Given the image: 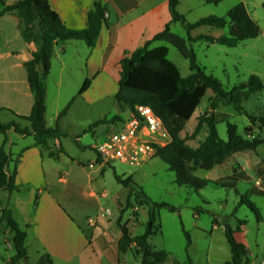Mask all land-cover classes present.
Listing matches in <instances>:
<instances>
[{
    "label": "crops",
    "instance_id": "1",
    "mask_svg": "<svg viewBox=\"0 0 264 264\" xmlns=\"http://www.w3.org/2000/svg\"><path fill=\"white\" fill-rule=\"evenodd\" d=\"M17 1L19 0H4L5 5ZM47 1L66 28L71 30L86 28L87 14L96 1H100L105 6V13L107 14L93 48H88L82 41L77 40H70L54 46L50 70L46 79L45 124L47 127H53L57 123L59 131L63 133L65 132L64 129L67 128V117L81 107V102L86 108L98 109L107 97L108 87L112 88V94L115 96L120 75L119 62L122 58L142 47L146 41L162 31L166 24L170 23L171 30L175 23L170 22L168 0ZM241 3L244 4L250 18L257 23L255 10L251 13L247 9L246 3ZM179 6L180 0H178L176 10L180 15H183L184 13L178 11ZM1 9L2 5L0 4ZM19 18L18 11L7 12L0 18V121L3 124L15 122L21 128H28L29 122L21 120L17 116H28L34 103V96L27 81L24 63L32 58L36 46L34 43H27L22 39L18 30ZM224 29L226 30L223 28L221 31ZM191 32H189L191 38L205 35L191 36ZM228 33L229 29L227 28L219 35L207 36L219 38L228 35ZM155 43L152 44L153 47H155ZM242 43L230 49H236ZM203 68L206 71V68ZM85 80L89 81L88 88L84 93L78 95ZM68 85L71 87L69 89L71 93L66 99V104L60 109L58 100L63 88ZM69 103L71 105L67 114L58 120L59 113ZM101 116L95 117V120H101ZM218 120L216 115L215 122L217 123ZM0 135V146H4L10 157L7 171L11 173L14 169L16 170L14 182L20 187L19 192L0 190V205L2 206H0V216L3 209L12 210L14 219L20 228L26 232L25 246L28 257L20 264L30 262L29 247H33L35 252L32 264H38L40 256L44 253L49 254L54 264H140L139 259L133 254V246L123 253L118 251L117 243L121 237L118 225L119 230L117 231L109 226L108 221L107 224L98 223V216L92 219L86 213L75 212L76 215L72 214L68 211L69 203L62 198L61 194L59 195L58 191L53 193L49 184L60 183L65 188L70 184L58 166L61 159H68L65 152L55 160L48 157L40 147L35 145L33 136L18 135L13 129L7 131L5 136ZM206 135L207 133L204 139ZM243 138L247 139L245 136ZM49 145H58V140L49 142ZM258 148L259 146L255 151L233 154L222 165L212 169L217 171L213 175V180L220 181L234 175L237 177L234 185L235 191L239 183L245 182L249 184V188L243 195H260V191L264 192V159L258 155ZM242 155H244L243 159L240 158ZM45 160H52L57 163L54 165L47 162V165L51 167V176L46 175V171L47 174L49 172L44 166ZM94 160L95 155L92 153L78 164L87 169V163ZM103 168L104 166H97L96 169H91L87 173L85 184H74L75 189H83L85 197L98 203L101 198L108 197L101 180L98 179V175H102L105 171ZM117 185L114 195H111V201L117 212H120L126 205L129 191L121 185ZM22 189H31L25 199L19 195L23 192ZM4 200L7 202L6 206L2 205ZM131 203L134 204L133 197ZM118 206L120 207L119 210ZM257 210L259 212V216L256 217L258 225L261 214L258 208ZM118 213L116 219L119 217ZM199 217L198 214H195L194 218L198 219ZM225 218L226 221H222L219 215H214L211 221V231L223 230L221 224L229 225L231 218L234 219L233 217ZM234 220L236 221L235 229L229 226L233 230L245 234L248 220L238 218ZM240 220L245 221V224L240 225ZM141 222L139 220L137 223L136 231ZM121 224H126L131 233L134 230V224L129 225L122 221ZM194 228L203 231L201 226H194ZM0 231L3 236L2 242L5 244L3 245L4 249L13 252L11 255L6 253L4 256L0 253V264H10V258L14 255L9 241L11 233L4 223H0ZM143 232H137L135 235H140ZM244 245L248 250L245 264H260L264 258V237L259 242L251 245L246 242ZM229 260L223 259L219 264H224ZM193 264L196 263L193 262ZM203 264L210 263L205 262Z\"/></svg>",
    "mask_w": 264,
    "mask_h": 264
},
{
    "label": "trees",
    "instance_id": "2",
    "mask_svg": "<svg viewBox=\"0 0 264 264\" xmlns=\"http://www.w3.org/2000/svg\"><path fill=\"white\" fill-rule=\"evenodd\" d=\"M223 1L205 0V3L218 5ZM0 4L2 5L0 18L10 11L19 12L18 30L21 37L25 42L34 43L36 46L32 58L24 63L27 81L34 96V103L28 116H17L19 119L29 122L30 126L21 128L15 122L3 124L0 121V134L5 136L7 131L13 129L18 135L33 136L35 145L46 149L49 142L63 136L57 123L53 127H47L45 124L46 79L50 70L54 46L70 40H77L82 41L88 48H93L104 22L106 8L100 1H96L87 14L86 28L71 30L66 28L59 16L50 8L47 0H19L9 5H5L4 0H0ZM177 5L178 0H168L170 22L180 23L185 28L189 43L203 41L234 48L238 44L255 39L259 35L260 30L257 23L250 18L241 2L233 6L224 17L210 15L194 23L187 22L185 17L177 12ZM201 26L228 28L229 33L219 38L207 35L191 38L189 32ZM155 42H162L175 47L181 56L188 61L191 73L182 76L178 67L168 59L167 46L153 47L152 44ZM119 67L120 75L118 90L114 96L115 101L121 109H128L129 112L136 105H146L161 119L170 135L171 142L165 147H157L154 157L160 159L167 165L168 170L174 173V183L177 186L194 191L202 190L208 185L209 180L197 176V171H211L222 165L233 154L255 151L258 146L264 144L262 138L245 139L240 137L236 125L229 122L226 123V140H222L218 135L215 118L211 112H205L197 117L195 128L189 138L181 137L182 130L200 105L207 90H211L213 93L210 111L216 110L219 104L231 106L237 114L246 116L251 125H256L255 116L244 110L243 103L251 94L264 91V83L257 75H250L244 83L227 89L216 77L206 73L205 69L197 64L194 51L187 47L183 38L171 32L170 23L146 41L142 47L122 58ZM88 85L89 81L85 80L78 95L84 93ZM70 105L71 103L59 113L58 120L67 114ZM120 119L119 116H114L110 122ZM103 122L107 121H97L92 124L90 129ZM204 128L207 130L205 139L196 148L190 147L187 141L197 138ZM245 132L250 133V127L245 128ZM46 150L48 157L55 160L59 158L60 154H64L60 147L57 151L48 148ZM9 162L10 157L4 146L1 145L0 190L19 192L20 187L14 182L16 170L14 169L11 173L7 171ZM114 179L117 184L129 191L126 205L120 211L117 220V225L121 231V237L117 243L118 251L123 253L133 246V254L139 259L140 264H163L167 258V253L152 247L148 239L160 230V226L157 230L154 227L156 223L155 209L165 207L174 212L175 208L166 203L151 202L131 176L124 178L114 173ZM236 181L237 177L233 175L217 181V184H223V187L234 190ZM225 183H229V185L227 186ZM259 194L264 195V192L260 191ZM132 197L139 206L148 208V224L140 235H132L126 224H121L122 214L131 205ZM240 204L247 206L256 217L259 216L257 208L246 196H241ZM195 211L198 214V211ZM0 223H4L11 233L9 241L14 255L10 258V264H20L28 257L25 246L26 232L20 228L10 209L1 211ZM239 224L244 225L245 221L240 220ZM221 225L231 254L230 260L224 264H245L248 250L243 243L235 239L237 231L226 223ZM182 232L186 240L187 252L191 245V238L183 227ZM37 263L54 264L49 254L46 253L40 256ZM185 264H193L188 256Z\"/></svg>",
    "mask_w": 264,
    "mask_h": 264
},
{
    "label": "rangeland",
    "instance_id": "3",
    "mask_svg": "<svg viewBox=\"0 0 264 264\" xmlns=\"http://www.w3.org/2000/svg\"><path fill=\"white\" fill-rule=\"evenodd\" d=\"M263 1L224 0L218 5H208L205 3V0H180L178 11L184 13L183 15L189 23H194L210 15L224 17L239 2L246 3L247 9L251 13L255 10V17L260 30L259 35L256 39L243 42L236 49L226 48L218 44H209L203 41L189 43L187 41V31L180 23H175L171 27V32L186 41L187 47L191 48L196 55L197 64L205 67L206 72L216 77L227 89H230L234 85L244 83L250 75H257L264 83ZM226 30L224 29V31ZM224 31L209 26H201L192 30L191 36L197 34L215 36ZM159 45L167 46L168 59L178 67L182 76H187L191 73L188 61L181 56L175 47L162 42L155 43V46ZM70 88V85H68L63 88L60 94L58 100L60 109L66 104V99H68L71 93ZM212 98L213 93L211 90H207L200 105L182 130L180 134L182 138H189L192 134L198 116L205 112H211L215 118L216 115L219 118L216 123V129L222 140H226L227 122L236 125L237 133L242 138L245 136L247 139H264V91L251 94L243 103L244 110L248 114L255 116L256 125H251L246 116L237 114L231 106H222L219 104L216 110L210 111ZM80 104V108H77L75 112L73 111L70 116L68 115L69 117L66 119L67 128L64 129L63 136L57 139L58 145H47V148L52 151H57L59 147L62 148L65 156L69 159H61L58 164L60 172H63L70 182L69 186L65 188L60 183L49 185L53 193L58 191L57 193L59 195L61 194L62 198L69 203L70 208H68V211L70 213H86L92 219L98 216V223L107 224L106 222L108 221L110 223L109 226H112L114 230L118 231L117 220L119 217L116 219V215L119 211L117 212V209L111 201V195H114L117 189L116 186H118L114 179L115 173L124 178L131 176L151 202L166 203L175 208L174 212H171L165 207L155 209L156 223L154 227L157 230L158 226H160V230L148 239L152 247L167 253V258L163 264H185L187 256L196 264H203L205 262L219 264L223 259H230V249L223 230L211 231V221L216 214L219 215L222 221H226L225 217L248 220L245 234L241 232L235 233V239L238 242L243 244L248 242L251 245L263 239L264 196L255 194L246 196L260 211L261 220L257 225L255 214L247 206L240 204V198L241 196H245L243 194L249 188V184L245 182L239 183L236 186V191L225 188L222 186L223 184H217L218 180H213L214 173H217V171L213 170H199L196 172L197 176L209 180V183L204 189L194 191L186 187L177 186L174 183V173L169 171L167 165L156 157H153L140 167H131L127 164L113 161L106 163L103 168L105 169L104 173L98 175V179L101 180L108 197L101 198L99 203L85 197L83 189H75L74 184H85L87 181V173L97 167L89 168L87 166V169H84L78 163L92 155V147L102 143L106 137L110 136L122 126L123 122L129 116V110L119 107L112 94L111 87H108L107 97L98 109L94 107L86 108L82 102ZM99 115H102L101 120L107 122L100 123L97 127L90 129L92 124L95 123L94 121H96L95 117ZM114 116H119L121 119L110 122ZM247 127H250V133L245 132V128ZM204 129L197 138L187 141L190 147L196 148L204 140V136L207 133L206 128ZM46 149L41 148L42 152L47 155L48 151ZM257 153L264 159V144L259 146ZM240 158L243 159L244 155L240 156ZM47 162L54 165L57 163L52 160H45L44 162V166L49 172L47 174L45 170L46 175L51 176V167L47 165ZM90 163H87V165ZM225 184L227 186L229 185V183ZM22 191L19 195L22 199H25L31 189H22ZM6 203V200H4L2 205L6 206ZM117 208L118 210L120 209L119 206ZM195 210L198 211V215L200 216L198 219L194 218L196 214ZM108 212L110 213L108 214ZM118 215L120 216V212ZM127 218L128 221H126ZM234 219L231 218L229 225L235 229L236 221ZM139 220L142 222L136 231L135 228H138L137 223ZM121 221L129 225L134 224V230L131 234L134 233L135 235L137 232H143L148 224V208L146 206H139L134 200V204L131 203L122 214ZM194 226H201L203 231L195 229ZM182 227L190 234L192 242L187 252ZM2 241L3 236L0 231V253L3 256L6 253L11 255L13 252L5 250L3 247L5 244ZM34 254L33 247H29L30 262L28 264L33 263L35 258Z\"/></svg>",
    "mask_w": 264,
    "mask_h": 264
},
{
    "label": "built area",
    "instance_id": "4",
    "mask_svg": "<svg viewBox=\"0 0 264 264\" xmlns=\"http://www.w3.org/2000/svg\"><path fill=\"white\" fill-rule=\"evenodd\" d=\"M170 142L169 133L151 108L136 105L117 131L92 147L95 160L87 166L93 168L118 161L140 167L154 157L157 147H165ZM260 264H264V258Z\"/></svg>",
    "mask_w": 264,
    "mask_h": 264
}]
</instances>
